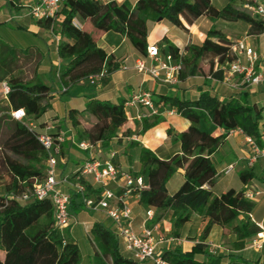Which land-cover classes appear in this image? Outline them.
<instances>
[{
  "label": "trees",
  "instance_id": "trees-1",
  "mask_svg": "<svg viewBox=\"0 0 264 264\" xmlns=\"http://www.w3.org/2000/svg\"><path fill=\"white\" fill-rule=\"evenodd\" d=\"M258 1L262 3L264 0H227L223 8L217 9L212 0H137L134 5L128 1L65 0L59 34L66 42L60 43L58 48V56L64 62L59 71V80L66 89L63 93L103 68H106L108 76L118 70L119 64L113 61V56L98 47L99 33L114 32L125 36L145 58L147 23L159 19L184 30L183 22L191 25L199 17L206 16L212 21L247 24L249 35L264 33V20L245 9L246 5L256 6ZM75 20L80 27L74 24ZM53 22L49 19L37 23L50 29ZM83 22H88V26L81 24ZM163 44V50L159 51L181 64L176 76L180 82L197 76L223 81L227 66L236 59L231 51L232 42L216 30H212L201 44L187 45L184 54L167 39ZM8 87L9 113L23 109L29 119L37 120L50 110V89L37 81L36 76L23 82L16 73L9 80ZM151 100L155 107L174 109L189 126L175 138L180 143L181 153L168 160L159 159L135 142L130 143V148L139 150L138 170L131 173L135 178L141 177L144 185L148 183V188L138 191L140 204L158 212H171L172 238L180 237L181 229L193 215L207 220L202 240L213 225L234 236L230 243L233 253L230 254H212L205 250L203 244H197L189 253L179 247L164 245L157 251L158 255L167 264H250L237 253L248 246L260 228L250 218L240 223L238 217L242 213H251L255 203L245 198L243 190L230 189L220 195L214 194L216 169L210 155L222 144L228 132L236 129L261 147L259 122L262 109L251 103L245 92L227 101L211 96L208 91L201 92L195 100L168 95H152ZM125 103L121 100L112 104L91 98L82 112L70 111L69 118L74 127L84 116L94 119L89 129L79 133V139L92 144L99 142L103 149H108L109 142L118 138L117 132L127 122ZM7 108L0 110V121L7 118L12 123L11 132L0 148V264H82L83 255L79 247L55 227L50 200L23 203L16 200L36 178L43 176L46 153L26 123L15 121L6 114ZM161 121L159 115H155L151 122L143 120L140 134ZM209 126H216L221 133L212 135L206 131ZM122 133L127 135V132ZM62 153L60 146L59 156ZM115 156L109 159L119 168ZM178 169L183 170V183L170 194L166 185ZM77 175L76 172L72 179L84 186V192L74 189L69 195L70 216L85 207L84 200L96 201L100 193L92 190L84 180H77ZM238 177L244 185L255 179L250 171L240 172ZM260 181L264 183V179ZM114 232L101 223L92 225L95 246L92 264H142L121 251ZM197 255H202V260H198Z\"/></svg>",
  "mask_w": 264,
  "mask_h": 264
},
{
  "label": "crops",
  "instance_id": "crops-1",
  "mask_svg": "<svg viewBox=\"0 0 264 264\" xmlns=\"http://www.w3.org/2000/svg\"><path fill=\"white\" fill-rule=\"evenodd\" d=\"M39 1L16 0L14 2V0H0V78H5L0 79V93H2L3 86H8L9 80L16 73L20 75L23 82L36 76L37 81L50 89V95L52 96L50 110L33 121L40 133L45 131V124H49L53 127L52 132L64 135V142L61 144L63 153L58 159L56 179L67 178L69 183L59 186L61 192L68 195L74 192L73 185L75 182L72 179L73 176L86 161L93 158L104 162L111 155H116L115 162L119 168L132 175L131 172L138 170L139 150L138 148H130L131 142L139 144L140 147H145L161 160H168L181 153L180 143L176 142L175 138L178 134L186 131L189 124L172 108L156 106L162 121L145 133L140 134L142 121L151 122L154 116H149L147 110L142 106L129 103L131 96L139 89L149 92L151 96L168 95L189 100H195L201 92L208 91L211 96H215L222 101L236 98L240 93L245 92L251 103L262 109V119H264V82L254 86H242L238 77L224 78L223 81H217L197 76L188 78L183 82L177 81L175 84L164 83L162 80L163 72H161V78L155 80L135 70V62L143 57L131 46L125 36L114 32L99 33L97 45L107 55L113 56V61L119 64L118 70L112 72L96 86L90 85L87 80H81L64 94L63 92L66 89L62 87L59 80V71L64 62L58 56L60 43L66 42L59 34V22L63 19L62 6L53 19L54 22L51 28L46 29L38 25L30 15L31 8L37 5ZM123 1H128L134 5L137 0ZM212 4L215 8L221 9L227 4V0H212ZM183 23L184 30L174 27L163 19L148 22L147 46L157 45L161 51L164 48L163 40L167 39L180 50L181 54H184V48L187 45L201 44L212 30H216L232 43L244 40L249 47H252L259 57L254 70L256 73L264 75V33L249 35V25L247 24L221 20L212 21L206 16L199 17L191 25ZM8 24L10 27H8ZM81 24L88 26V22ZM160 54L164 56L161 52ZM241 61L246 64L245 58H242ZM146 64L150 66L153 62L146 60ZM122 66L127 69L121 70ZM6 96H4V99L7 101ZM91 98L112 104H117L121 100L126 101L127 122L123 129L117 132L118 138H114L109 142L108 149H103L99 142L92 144L85 139H79V133L89 129L94 123L93 118L88 116L80 118V123L76 127L72 125L69 118L70 111L82 112L85 103ZM6 107L8 108L5 112L9 116L11 110L8 103ZM172 111L174 113L170 114ZM138 114H144L145 118L138 121L136 119ZM206 131L214 136L221 133L216 126H209ZM122 132H127V135L124 136ZM246 139L247 137L240 132L227 135L222 144L210 155V160L216 169V184L213 192L215 195H220L234 189L253 194L254 198L251 200L255 203L253 211L249 214L242 213L239 215L238 220L243 223L250 218L260 228L264 227V183L260 181V179H264V158H259L252 167L248 166L247 161L251 155V150ZM81 142L90 143L92 147L88 150H82L78 147ZM230 165L234 166L233 171L228 175H223L222 171ZM45 171L46 165L44 162L43 174ZM243 171L252 172L255 179L249 181L246 185L242 184L238 174ZM84 181L90 184L94 191L101 193L103 190L101 186L95 185L90 177H87ZM182 183L183 170L178 169L166 185L168 193L175 192ZM123 185L122 180H118L117 182L108 183L105 188L119 194ZM146 188H148V183H145L143 189ZM125 203L131 209L132 225L137 235L141 233L144 224L152 225L154 223L159 229L158 236H164L163 231H167L165 233L170 234L169 238H172L171 232H169L172 229L171 212H166L162 222L156 221L155 215H158V211L142 206L139 202V192L136 190L125 197ZM148 211L153 213L152 222H147L146 213ZM94 223H101L113 229L119 239L121 251L131 256L124 249L116 225L106 216L105 212L89 210L84 207L81 211L70 216V225L62 234L66 233L64 237L79 247L83 260L84 255H86L88 259L86 264H92L95 255V246L91 234V227ZM206 223V219L193 215L190 221L181 229L180 237L173 238L174 240L165 246L179 247L183 252L189 253L197 244H203L205 250L212 254L233 253L230 250V243L234 240V236L224 233L218 225H213L207 237L204 240L201 239L202 230ZM237 254L241 255L250 264H264V250L255 251L249 248V244ZM202 258V255H197L198 260H202ZM142 264L152 263L146 261Z\"/></svg>",
  "mask_w": 264,
  "mask_h": 264
},
{
  "label": "built area",
  "instance_id": "built-area-1",
  "mask_svg": "<svg viewBox=\"0 0 264 264\" xmlns=\"http://www.w3.org/2000/svg\"><path fill=\"white\" fill-rule=\"evenodd\" d=\"M65 0H40L39 3L33 6L30 10L31 17L36 21L54 19L57 12L60 10ZM106 2H122L123 0H104ZM245 9L251 12L252 15L258 16L264 20V3L257 2L256 6H245ZM74 24L80 27L75 20ZM231 51L236 56L235 61L227 66L224 73L225 79L233 77L239 78L240 85L254 86L264 82V75L255 72V64L258 61V55L252 47H249L244 40L232 43ZM245 58L246 64H243L241 59ZM146 60H151L152 65L148 66ZM126 70L125 66L120 68ZM181 69V64L172 60L171 56L161 55L157 45L147 46V56L140 58L135 62V70L138 73L145 74L151 78L158 80L161 78V72L164 73L163 82L168 84H175L177 82V73ZM108 76L106 68H103L99 73L91 75L87 78L88 83L96 86L103 79ZM9 92V87L4 85L2 94L6 96ZM130 104L140 105L147 110L149 116L159 114L151 100V94L145 90L139 89L134 93L129 101ZM174 113L173 111L170 114ZM10 117L18 122L26 123L28 129L33 132L37 141L46 153L45 165L46 171L41 178H36L31 187L25 189L20 195L16 197L18 202H28L32 200H50L53 207L54 225L57 229L63 232L70 225L69 201L70 196L59 190L61 184H68L67 178L62 180L56 179V167L60 152V146L64 142V135L62 133L52 132V125L45 124V131L40 133L37 131V125L26 115L23 109L15 110L10 113ZM145 118L144 114H138L136 119L141 121ZM259 131L261 134V144L258 146L252 139L247 138L251 155L248 158L247 164L252 167L259 158H264V119L259 122ZM240 130H230L227 135H231ZM78 147L82 150H88L92 147L90 143L81 142ZM113 155H111L112 157ZM234 169L233 165L228 166L222 171L223 175H228ZM77 180H85L87 177L92 179L95 185L101 186L103 190L99 194V198L84 200L85 208L89 210L104 211L106 216L111 219L117 227V232L122 240L124 249L131 257L138 262L149 261L152 264H167L161 259L157 251L163 245L172 242L173 238H164L158 236V226L154 223L152 225L144 224L141 228V233L137 235L132 225L131 209L125 203V197L132 191H140L144 188V183L141 177H133L131 174L122 172L117 168L110 159L101 162L98 159H90L86 161L77 170ZM122 180L123 188L119 194L105 188L108 183ZM74 189L80 193L84 192V186L75 183ZM245 198L252 200L253 194L246 193ZM147 222L153 221V213L148 211L146 213ZM249 248L255 251L264 250V227H260V231L251 239Z\"/></svg>",
  "mask_w": 264,
  "mask_h": 264
},
{
  "label": "rangeland",
  "instance_id": "rangeland-1",
  "mask_svg": "<svg viewBox=\"0 0 264 264\" xmlns=\"http://www.w3.org/2000/svg\"><path fill=\"white\" fill-rule=\"evenodd\" d=\"M8 27H10L9 24H8ZM0 79H5V78H0ZM6 106H7V101L4 99V95L2 93H0V110L3 111L4 109L7 108ZM89 124H90V121H89ZM11 129H12V123L7 118H4V119L1 118V121H0V148H3V141L9 135V133L11 132ZM157 214L158 215H155L156 221L162 222V220L164 219V217L166 215V212H158ZM164 226H165V224H164ZM163 232H164L163 233L164 236H162V237H164V238L170 237L169 236L170 234L165 233L167 231H163ZM169 232H171V231H169ZM64 235H66V233H64ZM87 260L88 259L86 258V255H84L83 264H86Z\"/></svg>",
  "mask_w": 264,
  "mask_h": 264
}]
</instances>
